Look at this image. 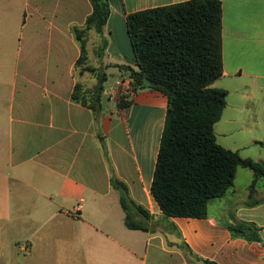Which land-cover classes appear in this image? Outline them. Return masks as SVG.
<instances>
[{
    "label": "crops",
    "instance_id": "1",
    "mask_svg": "<svg viewBox=\"0 0 264 264\" xmlns=\"http://www.w3.org/2000/svg\"><path fill=\"white\" fill-rule=\"evenodd\" d=\"M187 1L110 0L104 39L88 36L92 64L135 65L127 16ZM219 1L224 72L213 87L228 97L217 141L264 163V0ZM91 12L89 0H0V264H264V181L251 198L252 171L238 170L207 219H168L151 196L164 94L140 92L118 110L123 77L99 111L71 100L84 77L73 28ZM218 126L225 139L246 142L220 143ZM251 148L255 156L245 154ZM114 178L149 211L147 232L126 227ZM240 223L258 226L260 241L233 237L228 225Z\"/></svg>",
    "mask_w": 264,
    "mask_h": 264
},
{
    "label": "trees",
    "instance_id": "2",
    "mask_svg": "<svg viewBox=\"0 0 264 264\" xmlns=\"http://www.w3.org/2000/svg\"><path fill=\"white\" fill-rule=\"evenodd\" d=\"M89 1L92 12L84 26L73 28L80 49L75 71L76 76L89 73L98 82L93 89H85L83 83L77 82L71 100L94 111L101 110L110 68L131 81V92L121 95L118 110L130 107L133 95L144 91H158L168 98L150 189L163 215L168 219L209 218L210 205L229 194L240 168L253 173L252 198L259 182L264 181V163L222 147L215 132L228 97L226 90L213 87L224 72L221 2L190 0L133 12L127 16V29L135 65L98 67L88 62V36L93 31L104 39L110 0ZM106 43L103 41L104 48L97 51L99 57L106 51ZM112 185L120 192L126 227L147 232L149 211L131 196L125 183L114 178ZM262 202L256 201L253 206ZM137 217H143L144 223ZM228 228L233 237L260 241L258 226L240 223ZM174 231L180 234L175 228Z\"/></svg>",
    "mask_w": 264,
    "mask_h": 264
},
{
    "label": "rangeland",
    "instance_id": "3",
    "mask_svg": "<svg viewBox=\"0 0 264 264\" xmlns=\"http://www.w3.org/2000/svg\"><path fill=\"white\" fill-rule=\"evenodd\" d=\"M87 47H88V51H89V56H88V58H89L88 62H89V61H91V59H93V57H92V50L90 48V45L88 44ZM101 60H103L102 57H100V60L98 62H101ZM93 61H94V59H93ZM107 73H108V81L105 83V88L106 89H105V94H104V97H103V100H104L105 103L107 102V99L110 98L108 96L109 95V91L112 89V87H114V86L116 87V82H117L118 79L119 80H122V78H123V76L120 78V73L118 72L117 69H110V70L107 71ZM84 77H82V76L80 77V80H83V86H84V88L85 89H93L95 87V84H97V82H98L97 79H96V77L93 76V75H91V74H89V73H86V75H84ZM120 88L121 89L119 90V92L115 96L117 102L121 98V95L122 94H126V92H125V89L126 88H124L123 85H121ZM105 105H107V103ZM132 126H134V125H131V127H130L131 128V131H132ZM220 133H221V127L218 126V128H217V134H218V136L220 138V143H222L224 145L227 144L229 146H232V148L234 147L233 146L235 144L234 142H236L237 145H242V144H244L246 142V141H231V140H227L224 137H222V135L220 136ZM221 140H225V141H221ZM245 154L247 156H255L254 155L255 154L254 149L253 148L249 149L248 152L245 153ZM239 172L241 173V175H242V173H251L249 170L243 169V168H240ZM240 173H239L238 183H237V186H238L239 189L243 188V186L246 184V178L244 176H242L240 178ZM220 201L221 200H215V201H213L212 204L210 205V207H212V206L214 207V205L220 203ZM212 209L213 208H211V211H213ZM218 216H221V215L218 214ZM139 233H141V232H139ZM173 233L175 234V232H173ZM173 239H175L176 243H179L180 244V240L177 239L176 236ZM146 245H147V236H146V234L144 232V241L141 243V246H140V248L138 250V252H141L142 256H143V254L145 256Z\"/></svg>",
    "mask_w": 264,
    "mask_h": 264
},
{
    "label": "built area",
    "instance_id": "4",
    "mask_svg": "<svg viewBox=\"0 0 264 264\" xmlns=\"http://www.w3.org/2000/svg\"><path fill=\"white\" fill-rule=\"evenodd\" d=\"M129 80V79H128ZM118 84H120V83H118ZM121 85H122V83H121ZM124 85V84H123ZM130 85H131V81L129 80V84H127V86H126V89H125V92L126 93H130L131 92V89L132 88H130Z\"/></svg>",
    "mask_w": 264,
    "mask_h": 264
}]
</instances>
